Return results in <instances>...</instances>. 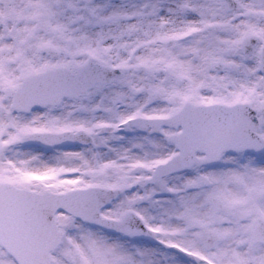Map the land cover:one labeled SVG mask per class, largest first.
<instances>
[{"label": "snow or ice", "instance_id": "obj_1", "mask_svg": "<svg viewBox=\"0 0 264 264\" xmlns=\"http://www.w3.org/2000/svg\"><path fill=\"white\" fill-rule=\"evenodd\" d=\"M0 264H264V0H0Z\"/></svg>", "mask_w": 264, "mask_h": 264}]
</instances>
